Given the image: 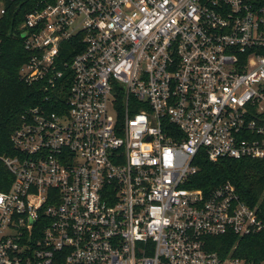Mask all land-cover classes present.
Masks as SVG:
<instances>
[{
    "label": "built area",
    "instance_id": "1",
    "mask_svg": "<svg viewBox=\"0 0 264 264\" xmlns=\"http://www.w3.org/2000/svg\"><path fill=\"white\" fill-rule=\"evenodd\" d=\"M0 0V18L6 3ZM21 27L29 109L0 163V264H264L232 183L187 188L212 162L264 160V7L255 0H41ZM66 48L75 56L66 61ZM61 89V88H60Z\"/></svg>",
    "mask_w": 264,
    "mask_h": 264
},
{
    "label": "trees",
    "instance_id": "2",
    "mask_svg": "<svg viewBox=\"0 0 264 264\" xmlns=\"http://www.w3.org/2000/svg\"><path fill=\"white\" fill-rule=\"evenodd\" d=\"M39 1L7 2L6 13L0 18V155L15 153L11 136L29 109L45 106L50 111H56V106L46 105V98L61 90L67 94L71 85L70 72L58 82L60 86L56 91L46 89L47 79L28 83L21 76L23 67L34 55L25 47L21 27ZM255 1L258 7H264V0ZM75 54L69 48L62 52L66 61H70ZM194 164L198 171L191 177L187 188L209 194L225 183H232L243 202L258 210L264 224V160L222 159L212 162L202 150ZM12 181L13 177L0 163V190H8ZM239 255L248 261L264 262V229L241 239Z\"/></svg>",
    "mask_w": 264,
    "mask_h": 264
}]
</instances>
